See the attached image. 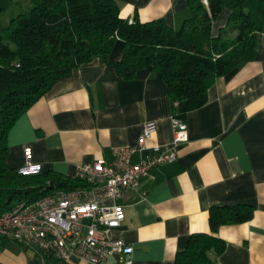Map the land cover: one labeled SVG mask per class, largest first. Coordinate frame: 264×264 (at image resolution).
Wrapping results in <instances>:
<instances>
[{
	"label": "crops",
	"instance_id": "crops-1",
	"mask_svg": "<svg viewBox=\"0 0 264 264\" xmlns=\"http://www.w3.org/2000/svg\"><path fill=\"white\" fill-rule=\"evenodd\" d=\"M117 1L125 18L162 17L173 28L189 14L187 0ZM229 12L223 8L213 34ZM120 49L111 62L95 57L75 67L19 116L7 134L6 164L24 168L29 149L33 171L73 179L78 165L110 160L113 148L134 146L142 124L155 121L147 145L173 149L177 157L156 168L155 180L121 191L124 219L111 236L133 246L132 264H175L191 234L210 232L211 206L238 203L253 206L251 218L220 226L215 234L225 249L211 256L218 264H264V32L256 57L215 77L207 101L183 116L188 139L175 147L165 82L149 67L122 77L114 64ZM0 264L55 263L50 254L8 240Z\"/></svg>",
	"mask_w": 264,
	"mask_h": 264
},
{
	"label": "trees",
	"instance_id": "trees-1",
	"mask_svg": "<svg viewBox=\"0 0 264 264\" xmlns=\"http://www.w3.org/2000/svg\"><path fill=\"white\" fill-rule=\"evenodd\" d=\"M28 12L0 30V214L18 201L35 200L55 189L82 185L50 171H23L6 164L7 134L14 122L59 79L95 57L111 62L117 44V72L132 78L149 67L158 72L180 117L207 101L215 77L253 60L264 32V0H187L189 14L179 28L162 17L132 22L121 14L117 0H26ZM224 7V26L212 32ZM246 203L209 208L210 232L189 237L175 264H218L211 256L225 249L216 232L252 216ZM9 239L0 236V248ZM54 258V257H53ZM55 264H64L54 258Z\"/></svg>",
	"mask_w": 264,
	"mask_h": 264
},
{
	"label": "built area",
	"instance_id": "built-area-1",
	"mask_svg": "<svg viewBox=\"0 0 264 264\" xmlns=\"http://www.w3.org/2000/svg\"><path fill=\"white\" fill-rule=\"evenodd\" d=\"M128 21L131 23L132 17ZM177 105L173 101V106ZM171 120L175 147L187 141L188 133L180 117L172 115ZM156 129L155 121H146L134 146L113 148L110 160L78 165L74 178L82 185L13 204L0 214V236L50 254L64 264L74 259L87 264H132L133 246L112 237L111 231L124 219L122 189L137 187L143 178L155 180L158 166L176 160L173 149L147 145ZM135 153L140 155L137 160ZM25 156L22 170L33 171L29 149Z\"/></svg>",
	"mask_w": 264,
	"mask_h": 264
},
{
	"label": "rangeland",
	"instance_id": "rangeland-1",
	"mask_svg": "<svg viewBox=\"0 0 264 264\" xmlns=\"http://www.w3.org/2000/svg\"><path fill=\"white\" fill-rule=\"evenodd\" d=\"M29 8L30 5L26 0H0V30L6 28L10 24L12 18L21 13L28 12ZM129 18L130 17H128V19ZM179 27L180 25L178 28Z\"/></svg>",
	"mask_w": 264,
	"mask_h": 264
}]
</instances>
